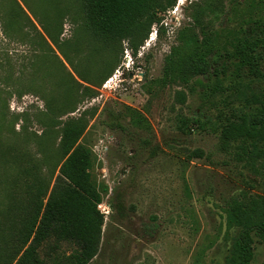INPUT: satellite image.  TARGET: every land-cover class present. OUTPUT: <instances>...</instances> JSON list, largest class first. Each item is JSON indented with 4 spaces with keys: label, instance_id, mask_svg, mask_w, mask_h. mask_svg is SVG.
<instances>
[{
    "label": "rangeland",
    "instance_id": "1",
    "mask_svg": "<svg viewBox=\"0 0 264 264\" xmlns=\"http://www.w3.org/2000/svg\"><path fill=\"white\" fill-rule=\"evenodd\" d=\"M82 11V0H0V223L11 204L21 213L34 184L53 187L62 129L73 121L97 160L93 177L109 189L89 264H225L237 234L227 202L262 194L263 181L221 149L218 128L231 110L214 107L195 79L193 93L171 80L166 59L179 68L222 45L264 13V0H177L137 54L128 40L94 39ZM180 118L190 122L185 135ZM196 150L203 158H191ZM0 235V247L4 238L11 245L6 226ZM255 242L252 264H264ZM54 243L39 250L49 263L76 252Z\"/></svg>",
    "mask_w": 264,
    "mask_h": 264
},
{
    "label": "trees",
    "instance_id": "2",
    "mask_svg": "<svg viewBox=\"0 0 264 264\" xmlns=\"http://www.w3.org/2000/svg\"><path fill=\"white\" fill-rule=\"evenodd\" d=\"M176 3L177 0H82L83 25L103 44L128 40L137 54L151 27L161 22L159 15ZM224 38L222 45L213 42L206 53L179 68L174 58L168 57L165 73L180 86L189 87L191 93L194 88L190 85L198 84L214 107L223 105L231 110L218 128L221 149L233 151L237 164L262 178V194L231 198L226 208L227 228L235 229L237 234L225 264H252L255 238L264 243V13L245 20ZM177 95L185 104L187 95L183 91ZM189 123L180 118L178 131L187 134ZM84 131L83 125L73 121L63 126L61 163L53 187L34 184L21 213L15 215L13 204L5 213L0 231L6 226L12 241L9 245L4 238L0 247V260L5 264H89L97 256L105 226L99 206L109 189L92 175L97 160L90 148L79 143ZM203 156L196 150L191 158ZM49 241L57 247L70 243L76 252L57 255L49 263L39 254Z\"/></svg>",
    "mask_w": 264,
    "mask_h": 264
},
{
    "label": "bare ground",
    "instance_id": "3",
    "mask_svg": "<svg viewBox=\"0 0 264 264\" xmlns=\"http://www.w3.org/2000/svg\"><path fill=\"white\" fill-rule=\"evenodd\" d=\"M128 59H129V57H128Z\"/></svg>",
    "mask_w": 264,
    "mask_h": 264
}]
</instances>
